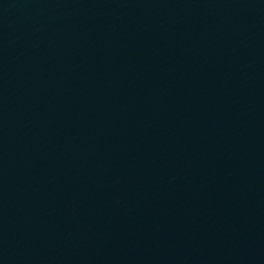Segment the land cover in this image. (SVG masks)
<instances>
[{
	"label": "water",
	"instance_id": "95a60500",
	"mask_svg": "<svg viewBox=\"0 0 264 264\" xmlns=\"http://www.w3.org/2000/svg\"><path fill=\"white\" fill-rule=\"evenodd\" d=\"M0 264H264V0H0Z\"/></svg>",
	"mask_w": 264,
	"mask_h": 264
}]
</instances>
